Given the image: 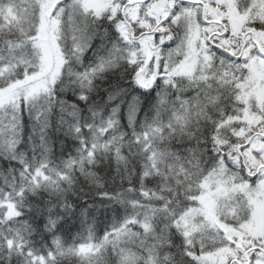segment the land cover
<instances>
[{
    "label": "snow or ice",
    "instance_id": "snow-or-ice-1",
    "mask_svg": "<svg viewBox=\"0 0 264 264\" xmlns=\"http://www.w3.org/2000/svg\"><path fill=\"white\" fill-rule=\"evenodd\" d=\"M0 174V264H264V0H0Z\"/></svg>",
    "mask_w": 264,
    "mask_h": 264
},
{
    "label": "trees",
    "instance_id": "trees-1",
    "mask_svg": "<svg viewBox=\"0 0 264 264\" xmlns=\"http://www.w3.org/2000/svg\"><path fill=\"white\" fill-rule=\"evenodd\" d=\"M100 95H103V93L101 92ZM67 98L71 100L76 99L75 97H72L70 93L68 94ZM123 123L125 125L127 124L126 119L123 120ZM54 139L57 141V150H56L57 159L61 158L62 155L66 156L67 153L69 151H72L75 147V141L68 139L66 141V147H65L64 153L62 154L59 149V141L64 139L63 135L59 133H54ZM24 147H27V142L25 143ZM3 166L5 168L11 167V168L19 169V165L13 162H3ZM96 169L99 172V174L105 177L107 187L115 188L119 185L118 178L113 180V177H115L114 165H111L107 161H104V162L97 164ZM0 179H2V174H0ZM71 199L73 200L76 207L79 208V207L84 206L85 202H91L93 199L99 200V197L95 195V192L90 188L88 183L84 181L83 177H80L79 183L76 186L75 195H73ZM99 219L102 222L100 225V232L102 234L105 224H110L111 222L110 214H109V218L106 220L105 215H104V210L101 209Z\"/></svg>",
    "mask_w": 264,
    "mask_h": 264
}]
</instances>
